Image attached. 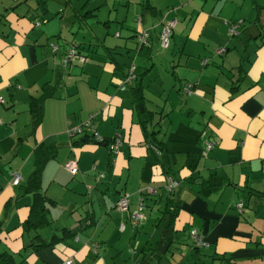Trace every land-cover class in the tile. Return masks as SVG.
Wrapping results in <instances>:
<instances>
[{"label":"crops","instance_id":"crops-1","mask_svg":"<svg viewBox=\"0 0 264 264\" xmlns=\"http://www.w3.org/2000/svg\"><path fill=\"white\" fill-rule=\"evenodd\" d=\"M39 1L45 0H0V250L14 253L18 264L67 258L74 264H263L264 0H85L80 8L73 0H47V13ZM51 1L66 8L50 12ZM69 7L70 17L89 27V20L103 22L105 29L97 34L91 27L77 40L79 31L63 22ZM174 18L171 45L163 49L161 29ZM238 21L240 33L230 36ZM111 23L122 41L108 40ZM143 30L151 36L140 50ZM72 41L88 56L84 65L62 64ZM131 65L136 76L129 80ZM140 81L143 113L131 91ZM46 84L53 95L42 102L36 124L30 102ZM92 116L108 144L78 143L91 130L70 136ZM119 134L114 155L109 142ZM208 140L215 147L204 156ZM40 143L56 147L41 190L54 204L48 226L25 232L33 202L26 183ZM72 159L75 176L64 168ZM13 170L22 176L19 185L11 183ZM168 170L179 182L172 199L164 195ZM150 187L158 192L144 193L145 216L134 224L129 214ZM124 193L129 212L117 208ZM64 229L71 235L51 247H26L36 235L49 241ZM194 229L208 247H194Z\"/></svg>","mask_w":264,"mask_h":264},{"label":"built area","instance_id":"built-area-1","mask_svg":"<svg viewBox=\"0 0 264 264\" xmlns=\"http://www.w3.org/2000/svg\"><path fill=\"white\" fill-rule=\"evenodd\" d=\"M140 21V20H139ZM242 21L235 22L231 24L229 34L230 36L238 35L240 33V27L242 25ZM38 25L40 23H37ZM178 24V20L176 18L170 19L166 21L163 24V27L160 32V45L163 49H167L171 45V40L174 34V29ZM150 31L149 30H143L138 34V41L141 45H147L149 44V39H150ZM52 50L57 53L60 51V47L58 44H51ZM226 49L222 48L217 50L218 54H224ZM88 58L86 54L82 51L80 45L76 41H72L68 47L65 49L63 58H62V64L64 66H71V65H84L87 62ZM134 70H135V65H132L131 70H130V78H133L134 75ZM186 93H190L193 91V84H187V86L184 88ZM3 103V99L0 98V104ZM85 130H91L93 132L94 138L98 142H103L104 138L101 137L95 130V127L93 125V116L90 117L84 124L79 125L71 130H69L70 136H76L78 134L83 133ZM122 145V138L121 135L119 134L117 137H115L113 140L109 142V148L112 152V154L116 155L120 151V146ZM215 147V143L211 140H208L205 142L204 149L202 154L204 156H207L208 153ZM155 151L159 153L158 148L154 147ZM64 168L71 174V175H77L79 172V167H78V162L75 159L68 160L64 164ZM11 177L12 181L11 183L13 185H19L22 176L19 172V170H13L11 172ZM103 177V175H99L98 180ZM166 184H165V190L167 192L172 193L179 185V182L175 180L171 176H167L166 179ZM158 192L157 189L155 188H148L145 190H142L141 193L143 194L139 202L137 204V209L129 214V218L132 223L137 224L140 221L144 219L145 216V209H146V203H145V194H151V195H156ZM243 203L238 204V208L241 210L243 207ZM129 206H130V195L129 194H123L118 202H117V208L123 212H129ZM190 236L193 240L194 247L196 248H204L208 247L210 244L204 237L202 233H200L198 230L194 229L191 231ZM96 248H98V245H95ZM63 264H74V260L72 258H67ZM264 264V261H263Z\"/></svg>","mask_w":264,"mask_h":264},{"label":"trees","instance_id":"trees-1","mask_svg":"<svg viewBox=\"0 0 264 264\" xmlns=\"http://www.w3.org/2000/svg\"><path fill=\"white\" fill-rule=\"evenodd\" d=\"M38 4L40 5V7H42L43 12L47 13V10H46L47 0L42 1V2L39 1ZM37 23H40V22H37ZM137 37H138V35H137ZM70 43L65 45L66 48L68 47V45ZM148 45L149 44L141 45L138 41V47L140 50L143 49L144 47L148 46ZM50 47H51V45H50ZM59 47H60V45H59ZM87 58H88V56H87ZM131 67H132V65L130 66L129 73L127 75V79H129V80L131 79L130 78ZM135 71H136V68L134 70V75L136 76ZM131 91L133 94V102H134L136 108L141 113L145 112L147 110V105H146L147 99H146L145 94H144V87H143L142 82L140 81L139 83L133 85L131 88ZM52 95H53V88L47 85V86L43 87V91H42L40 96L31 100L30 109H31V111H34V113H36V121H37L36 124H38L41 121L42 112H41L40 107H41L42 102L47 97L52 96ZM71 137H74V136H71ZM90 139L95 140L93 133H92V136L85 135L84 138H82L80 140V142H78V143H80V144L85 143V142H88ZM96 142L98 144H103V143L108 144V140L105 138H104L103 142H98V141H96ZM155 146H156V148H158V150L160 149L162 151L163 148L159 142H156ZM55 155H56V147L54 145H46L45 143H40L35 148V161H34L35 167H34V170L32 171V173L29 176L27 183H26V191L33 194V202H32L31 207H30V214H29L28 218L22 224V227H23L25 232L37 231V230L44 228L50 224V219H49L48 214L50 212V207L54 204V201L51 200L50 198H48L43 192H41V190H42V173H43V170H44L46 163L51 158L55 157ZM167 176H171L175 180H177L175 178L172 170H168L166 172L165 177H167ZM175 190L172 193L167 192L165 190L166 193L164 195H166L168 199H172V196L174 195ZM177 211H178V208L174 206L172 208V216H171L172 220L176 216ZM1 231H2V226L0 223V233H1ZM66 235H71V232L67 229H64L63 235H61V236L54 235L49 241L44 240L43 238L40 237V235H36L35 236L36 242L30 243L26 247L32 248L34 250H40V249L48 248V247H51L54 244H56L59 240H63ZM0 264H18V263L16 261V257L14 255V253H11L7 250H5V251L0 250Z\"/></svg>","mask_w":264,"mask_h":264},{"label":"rangeland","instance_id":"rangeland-1","mask_svg":"<svg viewBox=\"0 0 264 264\" xmlns=\"http://www.w3.org/2000/svg\"><path fill=\"white\" fill-rule=\"evenodd\" d=\"M84 4H85V0H73V5L74 6H76L77 8H80V7H84ZM123 5V4H122ZM62 6V7H61ZM50 7H51V11L50 12H54V11H57V10H60L61 11V9H65L66 8V6L65 5H59L58 3H56L55 1H51V3H50ZM65 7V8H64ZM116 7H119V6H116ZM124 7V6H123ZM72 13V9H71V7H69L67 10H66V12H65V14H64V23L65 24H67V26H71V25H74V30L75 31H77V33H78V31H79V34L76 36V39L77 40H79V41H83V34H84V38H86L87 37V34L88 33H90V32H92L91 31V27H92V30L94 29V31L97 33V34H101L102 33V31L105 29L104 28V25H103V22L102 23H97V21L96 20H89V23H90V27L88 26V24H86V23H83V20H78V19H76V18H72V17H70V14ZM106 14H107V12H106ZM75 19V20H74ZM92 19V18H91ZM107 19V18H106ZM78 20V21H77ZM112 24V30L109 32L110 34L107 36V38H108V40L109 41H112V42H115V41H122V39L121 38H114V32H115V29H116V23H111ZM81 27H80V26ZM99 26V27H98ZM120 28V27H119ZM80 29V30H79ZM124 33H128V32H126V31H124ZM123 33V34H124ZM89 35V34H88ZM127 35V34H126ZM100 37H103V36H101L100 35ZM122 37H126V36H122ZM127 40H132V38H130V39H127ZM161 249H162V247H161ZM160 252H161V250H160Z\"/></svg>","mask_w":264,"mask_h":264}]
</instances>
